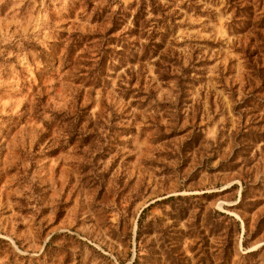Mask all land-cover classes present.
Here are the masks:
<instances>
[{
	"label": "rangeland",
	"instance_id": "rangeland-1",
	"mask_svg": "<svg viewBox=\"0 0 264 264\" xmlns=\"http://www.w3.org/2000/svg\"><path fill=\"white\" fill-rule=\"evenodd\" d=\"M228 8L0 0V264H264V31Z\"/></svg>",
	"mask_w": 264,
	"mask_h": 264
},
{
	"label": "trees",
	"instance_id": "trees-1",
	"mask_svg": "<svg viewBox=\"0 0 264 264\" xmlns=\"http://www.w3.org/2000/svg\"><path fill=\"white\" fill-rule=\"evenodd\" d=\"M228 11L233 13V23L234 25H241L243 27L242 30H240L239 33H243L245 31H248L250 29H256L259 31H264V13L260 14L258 13V10L254 8L255 3L252 2V0H228ZM144 11V3L140 6V9L136 12L134 15V26L138 30L140 28V21L142 20L141 15L143 16ZM261 107V106H260ZM264 111V110H263ZM254 133L249 132V139ZM260 138L256 140L258 142L264 135L259 136ZM255 189L253 186H251L250 183H243V189L241 192V200L240 204L241 206L245 205L246 207H250V211L254 210L259 202L253 199L251 196ZM262 189V188H261ZM264 191V190H263ZM221 217H223L225 220H231L232 225L225 226L224 222L221 223L220 227L226 231L225 238L223 242V250L225 253V256H231L234 240H235V234L239 231V222L236 221L233 217H230L228 215H225L224 213H219ZM140 223V221H139ZM209 226L211 227V231L216 228L217 225L213 223H209ZM237 229V230H236ZM139 234V233H138ZM139 235H137L136 240H138ZM138 259L135 260L134 264H137Z\"/></svg>",
	"mask_w": 264,
	"mask_h": 264
}]
</instances>
